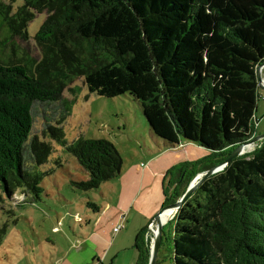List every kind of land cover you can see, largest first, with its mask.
Returning <instances> with one entry per match:
<instances>
[{
    "label": "trees",
    "instance_id": "1",
    "mask_svg": "<svg viewBox=\"0 0 264 264\" xmlns=\"http://www.w3.org/2000/svg\"><path fill=\"white\" fill-rule=\"evenodd\" d=\"M22 1L14 10L0 0L1 45L32 39L39 58L0 59V202L16 193L24 198L19 206L41 199L52 142L86 172V180L70 182L82 196L120 176L110 141L65 137L78 91L70 85L79 79L90 93L136 101L151 141L208 152L167 171L176 190L163 206L182 197L197 167L214 168L257 136L264 0ZM39 14L46 18L31 37ZM35 104L62 106L41 137L32 133ZM85 207L99 210L90 199ZM164 244L172 264H264V143L202 182L163 227ZM136 249L137 264H148L143 235Z\"/></svg>",
    "mask_w": 264,
    "mask_h": 264
},
{
    "label": "rangeland",
    "instance_id": "2",
    "mask_svg": "<svg viewBox=\"0 0 264 264\" xmlns=\"http://www.w3.org/2000/svg\"><path fill=\"white\" fill-rule=\"evenodd\" d=\"M2 1L11 4L14 10L23 3L22 0ZM45 18V14H39L35 17L28 26L29 36L33 37L36 34ZM4 37L5 34L1 30L0 59H6L11 55L17 56V58H22L25 55L33 59L39 58V51L32 39L22 40L14 38L10 45L2 46L1 42L4 41ZM261 76L264 80V69L261 72ZM70 87L78 89V91L76 101L72 106L71 115L63 124L65 137L68 142H72L80 134L85 138H105L114 145L123 163H125L124 165L131 163L133 158L138 157L139 154L141 155L140 144H142L143 140L148 143L150 138L147 122L136 101L129 96H126L129 99H108L90 93L80 79L72 83ZM259 96L254 125L258 136L264 134V88H259ZM63 98L71 100L73 96L69 90H66ZM61 110L62 106L60 104H35L32 133L41 137L48 123L54 124L58 120ZM250 141L251 139L248 142ZM263 141L264 139L250 142L248 144L250 146L249 149L245 147L241 155L261 147L264 143ZM52 146L54 152L47 164L41 168V171L50 172L41 183L43 188L41 199L32 205L19 206L23 203L24 198L20 197L19 193H16L11 200L12 202L8 200L0 202V232L5 229V235H1L0 241V264H45L44 253L53 252V256L56 258V254L67 247L68 240L63 229L66 230L68 236L73 238V232L78 233L79 223L74 222L69 216L64 218V213L72 210V212H78L82 217L87 210V207H83L79 200V198H82V193L73 189L70 184L72 180H86V172L78 165L74 157L63 151L56 143L52 142ZM229 163H226V159L217 163L215 167L221 166L217 168L216 173L222 171ZM198 169L199 167L193 172L191 171V181L197 175L204 173H199ZM112 183L114 182L103 183L100 187L102 190H106L108 185ZM96 191L89 192V194L93 193L92 195L98 198L96 204L100 206L102 204L99 201L101 194L99 190L98 192ZM175 213L176 211H172V216L166 224L172 220ZM58 222L60 224L63 222V228H61L60 233H55L56 231L53 228ZM168 229L167 227L166 233ZM47 240L52 242L48 243ZM152 246L153 242L152 245L150 244L149 257ZM58 249L60 250L57 252ZM169 254L168 248L164 244L159 250L155 264H172ZM125 255L123 254L120 258L123 264H135L133 260L131 261Z\"/></svg>",
    "mask_w": 264,
    "mask_h": 264
},
{
    "label": "crops",
    "instance_id": "3",
    "mask_svg": "<svg viewBox=\"0 0 264 264\" xmlns=\"http://www.w3.org/2000/svg\"><path fill=\"white\" fill-rule=\"evenodd\" d=\"M149 140L151 144L143 140L139 145L141 155L133 158L131 163L124 165L122 161L119 177L105 182L114 183L106 190L99 187L102 204L98 205V212L87 208L82 217L72 210L64 213V218L69 216L79 223L78 233L73 232V238L63 229L67 247L63 251L58 249L56 258L53 252L44 253L45 264H123L120 260L123 254L136 264V242L141 235L146 247L150 248L151 234L147 227L154 221L167 196L176 190V184L170 185L172 177L166 175L167 171L179 163L198 160L208 152L189 143L182 142L176 148L168 149L160 142ZM92 194L79 198L83 207L87 199L95 204L98 202ZM62 223L54 226L55 233L61 232ZM118 224L124 228L115 233L113 229Z\"/></svg>",
    "mask_w": 264,
    "mask_h": 264
},
{
    "label": "water",
    "instance_id": "4",
    "mask_svg": "<svg viewBox=\"0 0 264 264\" xmlns=\"http://www.w3.org/2000/svg\"><path fill=\"white\" fill-rule=\"evenodd\" d=\"M264 67V63L261 64L258 69H257V81H258V87L259 88H264V80L261 76V72L262 69ZM264 139V134L263 135H259L254 137L253 139H251L250 142H255V141H259V140H263ZM250 142L240 145L239 147H237L232 154L226 159V163H229L233 158L241 156L242 151L244 150V148L246 147V145L250 144ZM221 165H219L218 167H214L204 173H201L199 175H197L188 185L185 193L182 195L181 198H179L177 201H175V203L173 204H169V205H165L162 206L161 210L159 211V213L156 215L155 219H154V223L155 225V234L153 235V246L152 249L150 251V257H149V262L148 264H155L158 252L160 250V245H161V240H162V232H163V227L166 224V221L163 222L162 220V214L163 212L170 208L172 209V211H177V209H179L182 204L186 201L187 198H189L194 192L195 190L202 184V182L204 180H206L209 176L215 174L217 172V168H219Z\"/></svg>",
    "mask_w": 264,
    "mask_h": 264
},
{
    "label": "built area",
    "instance_id": "5",
    "mask_svg": "<svg viewBox=\"0 0 264 264\" xmlns=\"http://www.w3.org/2000/svg\"><path fill=\"white\" fill-rule=\"evenodd\" d=\"M264 68V67H263ZM263 70V69H262ZM77 218V217H76ZM173 218V217H172ZM124 227L122 224H118L114 229H113V232H119L120 230H122ZM148 231H149V234H151L150 237V241H151V245H152V242H153V235L155 234L156 230H155V223L154 222H151L148 227H147ZM56 231V230H55Z\"/></svg>",
    "mask_w": 264,
    "mask_h": 264
},
{
    "label": "bare ground",
    "instance_id": "6",
    "mask_svg": "<svg viewBox=\"0 0 264 264\" xmlns=\"http://www.w3.org/2000/svg\"><path fill=\"white\" fill-rule=\"evenodd\" d=\"M249 145L248 146H246V149H249ZM171 216H172V209H170V208H168V209H166L164 212H163V214H162V220H163V222H167L168 220H170V218H171Z\"/></svg>",
    "mask_w": 264,
    "mask_h": 264
}]
</instances>
